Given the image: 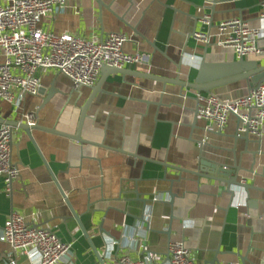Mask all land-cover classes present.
<instances>
[{"label": "crops", "instance_id": "crops-1", "mask_svg": "<svg viewBox=\"0 0 264 264\" xmlns=\"http://www.w3.org/2000/svg\"><path fill=\"white\" fill-rule=\"evenodd\" d=\"M262 1L70 0L63 11L45 16L40 26L86 39L124 33L129 38L124 51L149 55L148 62L126 68L191 81L207 46L193 37L194 29L212 34L209 61L238 59L231 47L215 45L216 27L224 19L241 17L251 27L263 28L258 45L264 47ZM206 14L210 24L202 20ZM245 58L264 63L259 54ZM4 60L2 52L0 62ZM38 75L44 91L24 96L19 105L0 99V118L27 121L25 114L35 113L41 126L74 134L91 88L75 89L72 80L55 69ZM214 91L237 96L248 86L244 80ZM197 106L193 89L112 73L86 111L81 132L85 141L38 128L29 136L13 127L12 162L20 174L9 191L0 175V233L12 212L35 226L51 228L72 243L59 264H101L96 250L103 264H111L105 256L108 240L116 242L112 253L132 258L146 250L165 255L171 243L181 241L197 264H211L215 258L217 264H261L264 126L261 136L249 134L246 139L238 135L239 120L231 114L222 133L209 132ZM200 157L236 167L238 178L254 188L247 192L238 187L232 198L224 185L194 172L200 170ZM11 250L0 240V264ZM18 264L31 262L21 256Z\"/></svg>", "mask_w": 264, "mask_h": 264}, {"label": "built area", "instance_id": "built-area-1", "mask_svg": "<svg viewBox=\"0 0 264 264\" xmlns=\"http://www.w3.org/2000/svg\"><path fill=\"white\" fill-rule=\"evenodd\" d=\"M69 1L0 0V53L5 56L0 62V99L19 105L24 96L38 95L42 87L40 70L55 69L70 78L75 89H80L96 84L103 65L123 68L148 62L146 53L124 51L129 39L124 33L112 32L103 38L86 39L67 32L58 35L44 30L41 20L63 11ZM260 16L264 19V1ZM202 20L211 23L208 14ZM262 35V27H251L241 17L227 18L216 27L215 45L231 47L239 58L250 54L264 57V47L258 45ZM193 37L205 45L211 44L210 32L195 31ZM197 101V115L207 122L209 132L222 131L233 114L239 120V134L262 135L264 83L237 96L224 97L215 91L198 93ZM25 119L30 124L36 123V114L26 113ZM12 135L13 126L2 124L0 175L5 178L7 191L20 174L12 162ZM0 240L12 247L5 264H18L21 256L31 264H59L72 249V243L64 242L51 228L35 226L16 212L7 218ZM115 244L108 240L105 247V256L111 264H197L191 250L181 241L171 243L165 255L146 250L139 258L112 253ZM140 244V250H145V244Z\"/></svg>", "mask_w": 264, "mask_h": 264}, {"label": "water", "instance_id": "water-1", "mask_svg": "<svg viewBox=\"0 0 264 264\" xmlns=\"http://www.w3.org/2000/svg\"><path fill=\"white\" fill-rule=\"evenodd\" d=\"M196 29H194V32ZM193 32V33H194ZM208 54V45L205 48V52L202 55L200 66L196 72V76L191 81L181 79L180 76L176 78L167 77L162 75L153 74L151 72H143V71H135L130 70L126 67L117 68L109 65H103L101 68V78L94 86H91V94L87 98L86 102L81 107V114L78 121L77 131L74 134L62 132L60 130H56L53 128H47L45 126H41L38 123L30 124L28 121H20L16 119H4L0 118V123L9 124L13 127H18L24 130L29 136L32 135V129H42L48 132H53L55 134L64 135L73 140L77 141H85L82 136V128L86 116V111L91 104L92 100L96 96V94L101 91L102 84L105 81L107 75L112 73H131L141 78L154 79L157 81H161L164 84H176L181 87H187L188 89H193L196 93H207L219 89L221 87H225L230 84H234L241 81H246L248 86V91L257 87L259 84L264 83V63L257 59H248L245 57H240L235 60L225 61V62H215L209 61L207 59ZM44 91V88L41 87L40 93ZM247 91V92H248ZM50 93L49 95H51ZM222 133V131H220ZM238 135H242L239 134ZM246 139H249V133L243 134ZM200 170L194 171L199 177H206L213 181L219 182L220 184L225 186L224 191L226 193L231 194L232 198H234L236 194V190L238 187L243 188L247 192L249 189L254 188L252 184L247 182H243L238 178V174L236 171V167H231L227 164H223L219 162V160H209L200 157L199 161ZM181 171H192V170H184L183 168H179ZM61 190V189H60ZM62 195L65 198V201L70 208L72 215L77 219L79 225L81 226L84 234L87 238H89V234L84 228L78 214L73 209L72 204L67 198L66 194L61 190ZM232 204H230L229 208ZM90 240V239H89ZM91 242V241H90ZM92 243V242H91ZM98 260L101 264H103V258L96 250ZM211 264H217L218 258H215L211 262ZM261 264H264V260H262Z\"/></svg>", "mask_w": 264, "mask_h": 264}]
</instances>
